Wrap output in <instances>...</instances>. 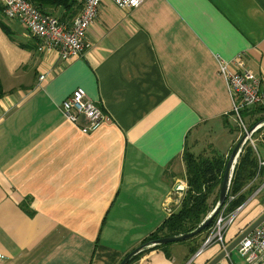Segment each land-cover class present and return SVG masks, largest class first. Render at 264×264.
I'll return each instance as SVG.
<instances>
[{
	"label": "crops",
	"instance_id": "obj_1",
	"mask_svg": "<svg viewBox=\"0 0 264 264\" xmlns=\"http://www.w3.org/2000/svg\"><path fill=\"white\" fill-rule=\"evenodd\" d=\"M88 29L83 56L63 63L0 7L2 264H119L178 209L183 151L234 148L217 61L242 55L264 93V0H103ZM76 89L106 115L87 135L59 111ZM221 248L147 247L128 264H208ZM235 253L218 264H244Z\"/></svg>",
	"mask_w": 264,
	"mask_h": 264
},
{
	"label": "built area",
	"instance_id": "obj_2",
	"mask_svg": "<svg viewBox=\"0 0 264 264\" xmlns=\"http://www.w3.org/2000/svg\"><path fill=\"white\" fill-rule=\"evenodd\" d=\"M78 5V13L69 23H61L52 16L40 14L24 0H0V7L6 20L18 22L25 32L34 38L37 54L55 53L60 62L66 63L70 60L80 58L88 49L85 42L88 28L95 21L99 6L103 0H75ZM119 9L134 10L145 0H108ZM242 55L232 62H218V74L223 78L225 87L231 100L229 111L231 124L243 131L245 142H251V136L259 127L257 125L248 133L243 124L242 113L244 110L253 108L264 100V93L260 91V79L243 68ZM44 80L40 76L38 82ZM59 111L63 119L74 126L77 131L87 135L97 129L106 121L104 111L92 102L82 89H76L59 105ZM264 126V124H262ZM258 173L264 170V159H257ZM257 173V175H259ZM255 194H261L263 199L264 213V181L258 186ZM186 185L181 183L174 185L171 189L173 194L181 198ZM232 199V198H230ZM247 204V203H246ZM245 205V204H244ZM244 207V206H243ZM239 207L228 216L223 217V211L215 222L218 230L226 231L236 217V212L241 211ZM225 210V207L223 208ZM223 223V224H222ZM222 225V226H220ZM224 225H227L224 226ZM226 227V229H224ZM210 241L207 239L204 246ZM221 242V235L217 238ZM222 245V244H221ZM223 246V245H222ZM224 249V247H223ZM202 250L195 255L198 256ZM235 251L243 259L244 264H264V221H262L248 236L244 237L237 245ZM3 257L0 256V264Z\"/></svg>",
	"mask_w": 264,
	"mask_h": 264
},
{
	"label": "trees",
	"instance_id": "obj_3",
	"mask_svg": "<svg viewBox=\"0 0 264 264\" xmlns=\"http://www.w3.org/2000/svg\"><path fill=\"white\" fill-rule=\"evenodd\" d=\"M24 1L40 14L48 17L54 16V18L61 23L71 22L79 9L78 5L75 4V0ZM58 11L60 12L56 14ZM252 109L253 108L248 109L247 111ZM258 111H260L258 112L260 114L264 113V107L258 109ZM252 114L255 115L254 112H252ZM252 114L246 117L248 119L250 118L249 123L255 122L252 118ZM242 149L234 166L233 173L231 174L232 177L227 187L228 190L226 199H224L225 202L220 208L222 209L226 206L223 212L225 216L232 214L241 207L246 202V199L257 190V186L261 184L260 182L258 185L252 183L258 173L257 158L255 156L256 152L248 146ZM228 157L229 155L227 157L220 156L211 148H203L198 154H194L187 150L183 151L182 164L184 165L183 177L186 183V191L183 194L178 209L169 215L163 224L159 228H156L157 230L148 236L147 239L145 238L141 241L140 245L144 246V249L151 246L154 241L159 239L188 234L196 230V228H198L197 226H200L204 222L209 212H211L216 205V200H218V192L223 179L222 174H224ZM261 174L260 175L264 177V170L261 171ZM218 213L215 214L213 219L198 235L188 239L186 242L178 243L188 244V246H190L189 251H187L188 257L198 251L200 240H197V238L200 235H208L212 228L215 227L214 225ZM168 246L169 245L154 246L150 249L160 250Z\"/></svg>",
	"mask_w": 264,
	"mask_h": 264
},
{
	"label": "rangeland",
	"instance_id": "obj_4",
	"mask_svg": "<svg viewBox=\"0 0 264 264\" xmlns=\"http://www.w3.org/2000/svg\"><path fill=\"white\" fill-rule=\"evenodd\" d=\"M53 18H54V16H52ZM264 107V100L261 102V103H258L257 105H255L254 107H253V109L252 110H249V111H247V110H245L243 113H242V117H243V124H244V126H245V129L247 130V132L249 133V131L251 130V129H254V127L255 126H257V125H260V127L252 134V135H250L251 136V142H245V143H243L242 144V146H241V148H239L240 150H239V153H238V157H239V154L241 153V151L243 150L242 148H244V147H250V149H252L253 151H255L256 153H255V156H256V158L258 159V157L259 158H262V159H264V142H263V138H264V126L262 125V124H264V113H262V114H260V113H258V112H260V111H258V109H261V108H263ZM252 112H254V114L255 115H253L252 114ZM250 114H252L253 116H252V118H253V120H255V122H252V123H249L250 121H249V119L248 118H246V117H248ZM245 119V120H244ZM257 120V121H256ZM254 124V125H253ZM253 125V126H252ZM231 126H232V124H231ZM234 127V126H233ZM234 129H235V137H236V140H235V143H234V146L236 145V143L238 142V140L240 139V138H242V136H244L245 134L243 133V131H241V130H239L237 127H234ZM197 152H195L194 154H198L199 152H200V150L198 151V150H196ZM238 157H237V159H236V161L238 160ZM227 160H228V158H227ZM226 160V161H227ZM235 161V162H236ZM236 164V163H235ZM235 166V165H234ZM234 169V168H233ZM258 170V169H257ZM261 171H263V170H260V174H261ZM232 173H233V171H232ZM259 174V173H258ZM259 174V175H260ZM259 175H257L256 176V178L252 181V183H254L255 185L257 184H259V182L260 183H262L263 181H264V177H262L261 175H263V174H261L260 176ZM232 177V176H231ZM185 181V180H184ZM261 185V184H260ZM259 186V185H258ZM257 186V187H258ZM259 188V187H258ZM258 188H257V190H258ZM220 190V189H219ZM228 190V189H227ZM256 190V191H257ZM186 191V190H185ZM185 191H184V193H185ZM255 191V192H256ZM255 192H253L247 199H246V202L244 203V204H246V206L243 208V210L241 211V212H239V211H237L236 212V217H235V219H234V221H233V223L231 224V225H229L228 226V228H227V230L226 231H224V230H220V234H219V236L221 235V242H218L217 241V238L219 237L218 235H216L217 234V229H216V227H214V228H212V230L209 232V234L208 235H206V236H203V235H200L198 238H197V240H200V243H199V248H198V251H200V250H202V251H204L209 245H211L212 243H216V244H218V245H220L222 248L221 249H223V247L225 248L226 246L225 245H228V244H225L224 243V237H227V236H229V235H232L233 233H236L239 229H242L244 226H245V224L251 219V218H253L255 215H257V214H259V212H260V210H262L261 208H262V206H263V202H262V199H260V198H262V196H261V194L259 193V194H255ZM183 197V196H182ZM218 198H219V192H218ZM182 199V198H181ZM181 199H180V201H181ZM225 199H226V197H225ZM217 201V200H216ZM225 202V201H224ZM217 204H218V201L216 202V205L214 206V208H213V210L215 209V207L217 206ZM224 204V203H223ZM222 204V205H223ZM244 204L241 206V207H243L244 206ZM222 205L218 208V210L216 211V213H218L219 211V213H218V216H217V218L220 216V214H221V212L223 211H225V210H223V208L224 207H226V206H224L222 209H220L221 207H222ZM212 210V211H213ZM211 211V212H212ZM236 211V210H235ZM170 212V211H169ZM168 212V213H169ZM211 212H209V214L208 215H210V213ZM222 212V213H223ZM216 213H214V216H215V214ZM261 213V212H260ZM223 215V217L225 216L224 215V213L222 214ZM262 214H260L259 215V217L261 216ZM213 216V217H214ZM207 218V217H206ZM213 219V218H212ZM211 219V220H212ZM217 220V219H216ZM255 221V220H254ZM253 221V222H254ZM252 222V223H253ZM251 223V224H252ZM223 224V223H222ZM249 225V224H248ZM220 226H222V225H220ZM224 226H226L227 227V225H224ZM226 227L224 228V229H226ZM207 239H210V241L204 246V243H205V241H207ZM235 239V238H234ZM188 240V239H187ZM186 240V241H187ZM186 241H184V242H186ZM233 241V240H232ZM231 241V242H232ZM230 242V243H231ZM182 243V242H181ZM223 246H222V245ZM172 245V244H171ZM167 246V245H166ZM151 248V247H150ZM198 251H196V253L198 252ZM195 253V254H196ZM202 253V252H201ZM201 253L198 255V256H200L201 255ZM195 254H193V256L195 255ZM236 255V253H235V251L234 250H232V260L233 261H235L236 263L238 262V263H240V260L238 259V257H236L235 256Z\"/></svg>",
	"mask_w": 264,
	"mask_h": 264
},
{
	"label": "water",
	"instance_id": "obj_5",
	"mask_svg": "<svg viewBox=\"0 0 264 264\" xmlns=\"http://www.w3.org/2000/svg\"><path fill=\"white\" fill-rule=\"evenodd\" d=\"M252 130L253 129H251L249 131V133ZM244 140H245V136H242V138H240L238 140V142L236 143L234 148L231 149L232 151H231V153L228 157V160L226 162L224 174H222L223 179H222L220 190H219V198L217 200L218 204L215 207V209L210 213V215L207 216V218L204 220V222L200 226H197L198 228H196V230H194L188 234L177 236V237H172V238L170 237V238L159 239L157 241H154V243L149 247L152 248L154 246H166V245L184 242L187 239H190V238L198 235L205 228V226L208 225V223L213 218L214 213H216L218 208L224 203V199L226 197V193H227V189H228L227 187L229 186L231 176H232L231 174H232L234 165L236 163L235 161L238 157V153L240 150L239 148H241ZM263 142H264V138H263ZM262 221H264V213L260 217H258L252 224H249V226H247V228L243 232H241L237 237H235V239L230 244H228L224 249H222V251L214 259H212L211 262H209L208 264L220 263L224 258L227 257V255H229L232 252V250H235L237 245L239 244V242L244 237L248 236ZM143 249H144V246H141L139 248H136L135 250H133L129 254H126L125 258H123V260L119 264H128V262L136 254L141 252Z\"/></svg>",
	"mask_w": 264,
	"mask_h": 264
}]
</instances>
